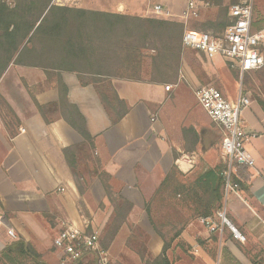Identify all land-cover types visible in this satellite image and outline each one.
<instances>
[{"label":"crops","instance_id":"crops-1","mask_svg":"<svg viewBox=\"0 0 264 264\" xmlns=\"http://www.w3.org/2000/svg\"><path fill=\"white\" fill-rule=\"evenodd\" d=\"M129 5L96 10L139 16L153 13L149 6L141 12L139 3ZM212 60H207L212 69L209 73L203 68L204 80L209 74H216ZM62 78L68 87V100L62 103L54 77L41 68L11 67L0 80V95L19 120L7 127L0 119V254L18 238L43 254L54 247L53 237L64 224L86 225L79 210L81 199L86 197L79 191L73 175L74 165L83 153L88 152L103 166L111 175V184L135 208L153 197L174 165L180 172L192 173L199 159L204 160L202 164L207 169L215 168L219 162L220 126L205 110V116L193 113L179 116L178 105L171 102L181 101V96L185 100L188 95L198 100L195 90L206 84L185 57L181 76L169 90L166 86L170 84L166 83L111 78L120 99L129 107L128 113L116 123L112 122L97 89L105 91L104 82L96 84L86 77L87 84H82L78 73L73 71L62 72ZM251 99L242 114V125L247 132L257 134L244 143L255 165L235 166V183L239 185L232 193L225 194L230 196L229 207L225 209L227 219L238 232L255 238L256 242L260 240L264 247V104L261 101L264 99ZM65 115L76 118V125L87 129L93 142H88ZM87 197L103 200L105 190L100 178L93 179ZM202 218L191 219L181 237L201 251L205 264H215L219 255L221 264H264V259L257 263L256 248L245 247L230 225L224 224L221 231H211ZM208 219L220 225L217 217ZM10 228L17 237L10 236ZM152 244L154 250H162L163 242L159 238ZM245 248L253 252L247 253Z\"/></svg>","mask_w":264,"mask_h":264},{"label":"trees","instance_id":"trees-1","mask_svg":"<svg viewBox=\"0 0 264 264\" xmlns=\"http://www.w3.org/2000/svg\"><path fill=\"white\" fill-rule=\"evenodd\" d=\"M200 1L220 9L217 19L201 25L203 31L213 29L218 35L231 23L228 15L230 5L246 0ZM263 25V22L258 23L256 27ZM184 30L185 24L182 20L78 8L59 5L54 0H16V6L12 8L1 3L0 79L11 64L41 68L49 77H54L61 103L68 100V87L62 78L64 71L77 72L82 84H87L84 81L86 77H90L96 84L104 82L105 91L98 87L97 89L112 122L116 123L128 113L129 107L120 99L111 78L176 83L181 76ZM150 50L154 52H145ZM194 70L204 80L203 68L195 67ZM234 73L239 76L238 69ZM3 100L7 110L12 112L18 122L8 102L4 98ZM38 106L43 112V107L39 104ZM64 117L88 142H93L87 129L76 125V118L67 115ZM78 117L84 122L81 114ZM227 170V163L222 162L195 180H190L189 176L174 165L153 197L145 202L149 215L150 201L161 195V198L168 200L179 198L185 203L191 201L190 208L195 212L192 219L218 218V212L225 205ZM99 178L114 206L115 217L111 226L115 234L127 221L133 204L114 191L109 173L103 170ZM231 181L236 182L234 171ZM226 217L228 218L227 212ZM151 222L163 238L164 245L158 256L141 253L143 264H174L168 251L174 237L180 239L184 227L168 239L159 227L156 228L152 219ZM179 245L188 251L189 245L187 247L181 242ZM2 260H16L20 263L29 260L33 264H47L42 260L41 254L23 238L14 240L7 246L5 252L0 254V261Z\"/></svg>","mask_w":264,"mask_h":264},{"label":"rangeland","instance_id":"rangeland-1","mask_svg":"<svg viewBox=\"0 0 264 264\" xmlns=\"http://www.w3.org/2000/svg\"><path fill=\"white\" fill-rule=\"evenodd\" d=\"M131 2L139 3L142 8L141 12L144 11L145 7L149 6L150 9L154 11L156 5H161L166 11H170L173 14L171 16H166L152 11L154 14L149 12L148 16L166 18L171 20H182L185 24V29L188 28L198 31H203L201 25L214 21L218 18V15L220 13V9L218 7H214L209 4L206 5V2L203 1L202 2L204 4H201V7H199L198 9V15L191 16L189 19L185 20L179 14L183 11L185 5L187 6L188 0H54V3L59 5H68L78 8H87L94 10H108L110 8L116 9L117 6L124 7V5H127L129 7V4ZM1 3H5L11 8L16 6V0H0V4ZM121 10H124V8H122ZM254 14L257 20V24L262 22L264 23V0H254ZM207 31L216 34L213 29ZM145 52L152 53L154 51L150 50ZM183 52V57H185L189 61V64L193 67V69H195V67L205 68L208 73L212 70L211 65H209L210 63H207V60H205L203 56L198 55L195 50L186 49L183 47ZM212 62L213 68L216 69V74H209L210 76H208L204 80V84L206 83L205 85H213L220 89L224 88V90L229 95V99L231 100L237 97L240 89H242L244 92H247L250 99L253 97H256L258 100L264 99V68L259 72H254L251 75L245 74L241 77L240 73L239 76L234 73V70H236V68L232 67L231 63L225 61L222 57L216 56L213 58ZM19 66L23 65L11 64L8 69L11 67L17 68ZM182 98L183 96H181V101H179V99L171 101L173 104L175 103L174 105L176 107L178 105L177 111L179 116L185 117L189 113L205 116V111L201 107L199 101L196 100V98L189 95L186 96L185 100H182ZM0 119L3 121V123L6 124L7 127H9L10 124L17 123L12 112L10 110H7L5 102L1 95ZM217 158L219 160L217 165L221 164L222 162L226 163V160L222 153V149H220V154ZM203 162V159H199L197 163L196 159L197 164L194 165L193 172L182 173L189 176L190 180H195L198 176L208 170L206 166L202 164ZM102 171L103 166L100 165V163L96 159L92 158L88 152H86L83 153L80 160H78L77 164L74 165L73 175L75 177V181L78 187H80L79 191L86 197L81 199L79 203V210L81 212V216L84 217L83 222L87 221L86 223L89 226V230L95 227V229H98L100 231L101 244L104 246V248L109 250L113 260L116 262L124 264H143L141 253H145L146 256L152 255L154 257L158 256L161 253L162 250L157 251L155 249V251L153 249L152 241L154 239L159 238L163 242V238L154 228L151 219L154 221L156 228L159 227L169 239L174 236L175 232L181 227H184L185 229V227L187 226L186 222L188 220H191L193 214L195 213L194 209L190 208L191 205L189 203H191V201L189 203H185L179 198L168 200L166 198L164 199L163 197L161 198V195L158 196L156 199L154 198L152 201H150V215L147 211L145 204H140L135 208V205L130 201L133 204V207L129 213L127 221L124 222L119 228V230L114 234L112 232L111 224L115 217V210L106 192L105 197L101 202H99V200L93 201V199L87 197L91 182L93 181V179L97 177L99 178V175ZM112 186L115 192L120 193L114 187V185ZM230 193H232V191ZM229 197H226L225 195L224 208L223 210L218 212L217 220L220 226L222 218L219 216V213L224 211L225 206L226 209H228L230 203V201L228 203ZM242 236L244 238L239 240L242 244H244L245 247L247 246L256 248L257 263L263 261L264 247L262 245V242L258 239L256 242L255 238H248L247 236H244V233ZM179 242L185 243L187 247L189 245L188 251H186L183 246H180ZM245 250L247 253L253 252V249L245 248ZM42 253V260H44L47 264H59L57 254L53 246H51L49 249H47V251ZM168 254L171 260L174 261V264H205L204 259L201 257V251H196V249L189 243H187L182 237H180V239L174 237V241L172 242V246L169 249ZM252 255L256 256L254 253ZM221 261L222 260L219 255V257L216 258L214 263L221 264ZM0 264L33 263L29 260L23 263L17 262L16 260H2L0 261Z\"/></svg>","mask_w":264,"mask_h":264},{"label":"built area","instance_id":"built-area-1","mask_svg":"<svg viewBox=\"0 0 264 264\" xmlns=\"http://www.w3.org/2000/svg\"><path fill=\"white\" fill-rule=\"evenodd\" d=\"M204 4L199 0H188L182 17L187 20L198 15V9ZM208 5V3H206ZM154 11L158 14L171 16L161 5H156ZM153 11V12H154ZM229 17L231 23L222 34L209 31L185 29L183 33V47L200 53L206 60L216 56L222 57L238 69L241 77L246 72L264 68V25L256 27L254 14V0H246L230 5ZM171 85H167L169 90ZM195 95L208 116L216 122L222 130L221 149L228 165L226 172L225 194L238 187L231 181V174L235 164L254 166L255 159L244 147V143L255 137L256 133L247 132L242 125L241 116L250 106V97L240 89L235 99H228L223 92L213 85H203L195 90ZM24 130V129H23ZM222 225L229 221L226 209L219 213ZM211 231H221L222 227L202 218ZM1 224V220H0ZM88 224L78 227L73 223H66L54 236L53 245L59 264H124L113 260L109 250L101 244V233L98 229H88ZM235 237L243 239L241 233L233 228ZM12 237H17L13 229H9Z\"/></svg>","mask_w":264,"mask_h":264},{"label":"water","instance_id":"water-1","mask_svg":"<svg viewBox=\"0 0 264 264\" xmlns=\"http://www.w3.org/2000/svg\"><path fill=\"white\" fill-rule=\"evenodd\" d=\"M229 221V220H228ZM228 225H230L232 228H234L230 222L227 223ZM235 229V228H234ZM236 230V229H235ZM237 231V230H236Z\"/></svg>","mask_w":264,"mask_h":264}]
</instances>
